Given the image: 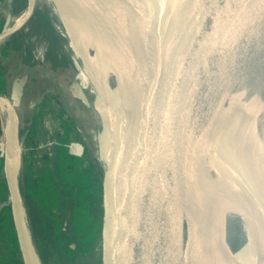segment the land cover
I'll return each mask as SVG.
<instances>
[{
  "label": "water",
  "instance_id": "obj_1",
  "mask_svg": "<svg viewBox=\"0 0 264 264\" xmlns=\"http://www.w3.org/2000/svg\"><path fill=\"white\" fill-rule=\"evenodd\" d=\"M117 1L126 46L123 49L116 44L110 46L113 47L114 59L110 60L112 66L108 64L113 96L109 110L123 137L126 179L118 165L105 117L99 127V135L106 132V137L102 136L99 144L102 150L103 219L110 264H192L202 212L209 196L216 191V174L224 169L231 171L218 146L216 117L217 108L226 101L225 77L243 62L245 53L258 35V27L264 17V0H198L182 35L178 36L180 40L176 39L173 51L169 50L173 39L167 47L161 46L176 33L181 11L156 48L153 37L159 25L154 13L151 12L153 24L147 30L140 27L142 22H138V26L133 23L128 0ZM33 9H28L29 17ZM151 13L143 11V18L149 19ZM225 20L226 27L235 26L233 31L240 34V48L230 50L226 57L228 60H219L217 56L209 59L207 54L203 55V46L219 23L218 35L224 32L222 23ZM26 22L25 19L12 32L21 30ZM135 28L139 29L142 39L139 51ZM9 34L0 37V44H4L6 37L8 39L13 33ZM260 39L264 45V39ZM108 43L106 41L102 45L103 49L108 48ZM129 51L137 62L135 68L129 63ZM255 51L260 52L258 48ZM120 54L128 62H120ZM79 59L86 74V81L85 78L83 81L90 84L82 58ZM228 61L226 70L221 66ZM216 71H220L217 85ZM129 75L132 80L126 104L117 87L121 88ZM80 89L88 100H92L90 93L83 91L81 83ZM0 108L9 110L18 118L16 106L2 96ZM20 129H16L18 172L15 179L8 178L7 181L19 240L21 235L15 206H22ZM210 153H215L212 159L215 161L205 170ZM253 224L251 239L257 249L259 244L264 245L262 214L256 216ZM27 238L31 243L29 234ZM32 254L38 258L35 251ZM37 264H42L39 258ZM237 264H264V247L258 248L253 257H244Z\"/></svg>",
  "mask_w": 264,
  "mask_h": 264
},
{
  "label": "bare ground",
  "instance_id": "obj_2",
  "mask_svg": "<svg viewBox=\"0 0 264 264\" xmlns=\"http://www.w3.org/2000/svg\"><path fill=\"white\" fill-rule=\"evenodd\" d=\"M128 1L132 10L133 23L136 22L137 26L138 22H142V25L139 24L140 27L149 30L151 24H153L151 12L157 18L159 28L153 37V44L156 48L176 15L180 11L182 12L176 33L173 37H170L171 39H166L164 46H161L163 48L167 47L173 39V46L171 45V49H169L171 51L174 50L176 39L182 35L198 2V0ZM28 6V9H33L35 6L38 8L39 13L49 16L53 20L57 31H59L57 32L58 36L61 39L67 38L68 43H63V46L69 60L74 67L76 66L75 81L79 84V87L80 83L82 84L83 91L90 93V99L96 100V104L106 118L115 149V156L126 179L127 167H125V164L127 159L121 141L123 137L121 138V131H119L115 118L109 110L113 96L108 64L112 66L113 62H110V60H112V57L114 59L113 47L110 46L116 44L121 49L126 46L125 30L121 22L118 1L28 0ZM28 9L21 15L9 19V26L5 30V34L15 31L24 23L28 15ZM143 11L150 12L151 17H148L149 19L143 18ZM225 24L226 20L222 23L224 32L218 35L221 28L219 23L203 46V55L207 54L209 59H214L217 56L219 60H225L230 50L234 49L235 51L240 48V34L233 31L236 29L235 26L232 29L226 27ZM135 31L139 51L142 39L140 38L139 29ZM260 37L264 39V17L259 24L258 35L245 53L243 62L230 75H225L226 101L223 106L217 108L216 117L218 120V146L224 154L227 162L226 166H229L231 171L224 169V172L221 170L222 172L218 171L216 174V191L212 196H209L208 204L202 212V222L198 241L193 252L194 260L192 264H237L244 257H253L258 248L264 247L263 244H259L256 249L251 239V231L256 216L262 214L264 217V45H261ZM106 41L109 42V46L107 45L109 49H103L102 47ZM1 46L0 44V48ZM257 48L261 53H256ZM128 55L131 67L135 68L137 66L136 60L132 59L130 51ZM118 56H120V62H128L127 58L122 59L123 55ZM79 57L82 58L83 65H85L84 67L88 72L90 87L83 81L86 74L83 73L84 70L80 65L82 62ZM117 59L119 61V58ZM228 63L229 61L224 62L222 64L224 66L221 67L227 70ZM218 76H220V71L218 73L216 71L215 85L218 84ZM125 79L127 81L125 80L121 88L120 86L117 87L119 89L117 91L121 92L122 98L127 104L132 77L129 75ZM2 98L6 99L5 97ZM16 109L18 108L16 107ZM17 111L18 118H15L9 110L1 109V121L4 130L0 137V149L6 153V175L7 179L11 180L16 178L19 165V149L17 148L19 145L16 144V129L22 127L24 119V112L19 109ZM76 111L78 110L73 107V112ZM96 135L92 130L89 139L94 142V153L99 158ZM21 151L23 153L22 149ZM215 153H210L205 170L215 161V159L212 160ZM220 168H222L221 165ZM191 208L192 206L189 207V209ZM15 213L21 235V239L18 238V240L24 264L27 262L28 264H37L38 259L32 254L34 252L32 244L27 238L28 233L22 206L18 207L16 205Z\"/></svg>",
  "mask_w": 264,
  "mask_h": 264
},
{
  "label": "rangeland",
  "instance_id": "obj_3",
  "mask_svg": "<svg viewBox=\"0 0 264 264\" xmlns=\"http://www.w3.org/2000/svg\"><path fill=\"white\" fill-rule=\"evenodd\" d=\"M27 9L28 0H0V37L9 19ZM26 21L1 44L0 96L24 112L19 131L21 194L32 248L42 264H110L99 144L106 135H99L104 115L75 81L76 69L63 46L67 38L62 41L58 36L53 20L34 6ZM73 107L78 111L74 113ZM1 114L0 108V137ZM92 130L97 134L99 158L89 139ZM6 163V153L0 149V249L4 253L0 251V263L24 264L19 260Z\"/></svg>",
  "mask_w": 264,
  "mask_h": 264
},
{
  "label": "crops",
  "instance_id": "obj_4",
  "mask_svg": "<svg viewBox=\"0 0 264 264\" xmlns=\"http://www.w3.org/2000/svg\"><path fill=\"white\" fill-rule=\"evenodd\" d=\"M26 225V224H25ZM28 233V232H27ZM91 247V246H90ZM21 250V249H20ZM0 251H1V249H0ZM92 251V247H91V250L89 251V252H91ZM1 253H2V255H4V253H3V249H2V251H1ZM38 259V258H37ZM19 260L21 261V262H24V260H23V255H22V252L20 251V256H19ZM107 260H108V257H107ZM2 261H3V259H2ZM0 264H5V263H0Z\"/></svg>",
  "mask_w": 264,
  "mask_h": 264
},
{
  "label": "trees",
  "instance_id": "obj_5",
  "mask_svg": "<svg viewBox=\"0 0 264 264\" xmlns=\"http://www.w3.org/2000/svg\"><path fill=\"white\" fill-rule=\"evenodd\" d=\"M81 172V171H80ZM81 174H83V172H81ZM74 204V203H73Z\"/></svg>",
  "mask_w": 264,
  "mask_h": 264
}]
</instances>
